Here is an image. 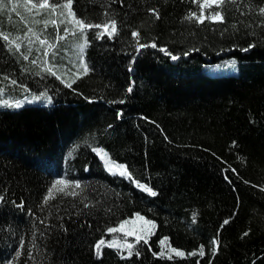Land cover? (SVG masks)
<instances>
[{
  "label": "trees",
  "instance_id": "obj_1",
  "mask_svg": "<svg viewBox=\"0 0 264 264\" xmlns=\"http://www.w3.org/2000/svg\"><path fill=\"white\" fill-rule=\"evenodd\" d=\"M5 3L0 31L20 37L21 49L9 51L0 38V95H26L20 87L26 85L47 92L51 101L0 107V264H264V27L258 26L264 17L257 12L264 0L206 9L205 16L220 10L225 22L203 24L185 19L190 11L200 14L192 0H74L78 18L100 24L107 13L119 32L98 39L97 30L89 31L83 55L92 70L78 79L61 73L65 81L56 78L55 68L65 56L50 58L56 76L49 75L45 50L32 49L24 38L32 23L25 8L17 6L21 20L12 2ZM149 9H157L160 19ZM41 30L56 42L53 25ZM132 30L140 31L141 43L154 40L158 47L137 52ZM77 41L72 47L61 41L57 55L66 49L73 64ZM130 81L132 93L126 91ZM96 147L126 165L133 179L110 174ZM57 177L79 180V195L56 193L44 205ZM135 213L156 223L149 243L136 245L141 255L122 259L127 249L105 248L97 258L95 242L118 238L106 229ZM225 219L230 223L221 228ZM245 231L249 235L241 239ZM217 235L220 246L212 256ZM164 237L185 257L153 256ZM126 239L135 244V236ZM200 245L204 257L187 255Z\"/></svg>",
  "mask_w": 264,
  "mask_h": 264
},
{
  "label": "snow or ice",
  "instance_id": "obj_2",
  "mask_svg": "<svg viewBox=\"0 0 264 264\" xmlns=\"http://www.w3.org/2000/svg\"><path fill=\"white\" fill-rule=\"evenodd\" d=\"M123 0H121V3ZM193 3H197L200 14L198 15L195 11H190L186 16V20H193L195 19L196 22L203 24L205 20H209L212 22L217 23H224L225 17L222 14L220 10L211 11L209 15L205 16L204 11L205 9H212L214 6L216 8H221L222 6L226 4H233L236 5L237 8H239V4H237V0H192ZM73 4L74 0H38V2H34V0H24L23 7L29 12L32 13L33 10H35V15L39 16L43 13H49L53 17H59V20L53 18V19H44V20H37L33 18V23L35 24H43L44 30H46L49 26V24L56 27L57 31L59 32L60 25L70 24L72 27H64L63 31L64 33L72 32L73 35H75L77 32L80 33L81 37L83 38V43L79 45L80 50V59H79V67H78V75L77 79L80 78L81 75H86L89 73L92 69L89 68L86 60L83 57V52L85 48L89 44V40L87 38V33L91 30H97L95 32V36L99 38H108L111 39L114 36H116L119 32L118 24L116 19L112 18L111 16H108L107 13L105 15L107 16V19L100 24H93L90 22H85V20L78 18L76 13L73 10ZM30 5V7H29ZM8 7V4L5 3V0H0V11H3ZM245 7L248 9L249 12L252 10L251 3H246ZM11 11L16 13L17 16L20 17L21 20H24L23 16H20V13L17 11V5L15 3L12 4ZM149 12L153 14L155 19H160V14L157 9H149ZM258 14L261 17H264V6H260L257 9ZM241 15H245V12H241ZM25 24H28V21H24ZM259 27H264V20H261ZM233 28L236 27L234 24L232 26ZM227 31V29H225ZM28 33H31L32 36L35 37L37 41L41 45H44L47 43L46 40L40 38V34L37 33L32 27H27V32L24 34V38L28 37ZM254 35V33H253ZM132 38L136 41V51L139 52L145 48L151 47V48H157V43L153 40L150 43H141V36L139 30H132L131 32ZM0 38L5 42L7 48L9 51H12L13 47L16 51H20L21 44L17 42V40L20 39V37H16L15 39H10V34L5 33L3 31H0ZM65 37L60 36L59 39L63 40ZM33 41L29 39V44H32ZM255 43L249 44L248 48L243 49V51H248L249 49L255 47ZM49 47H55V45H49ZM159 50L161 52H164L166 55L170 56L172 60H177L178 57L173 55L171 52L167 50L165 47H160ZM31 54V49H29V55ZM23 55V53H22ZM44 55L47 56L48 52L45 50ZM184 55H188L187 52L184 53ZM23 58L25 60L28 59V55H23ZM134 62V61H133ZM33 64L37 63L36 60L32 61ZM231 63V62H230ZM49 75L56 76V73L52 71L51 67H48L46 69ZM129 73L133 71L132 67H129L128 69ZM39 74V73H38ZM57 79H62L60 76H56ZM7 79V77H5ZM17 83L16 80H11V84L15 85ZM75 83V80H73L71 83H67L66 87L72 88V84ZM134 84L135 81H130L129 86L127 87L126 91L128 93H132L134 90ZM21 88L24 89V91H29L26 85H20ZM0 92H3V89H0ZM42 98L47 99L48 101H51V97L47 95V92H41L39 95L33 94L31 96L32 100H41ZM28 97H25V100H27ZM120 103H124L123 100L119 101ZM22 101L16 100L14 102H11L9 100H0V104H3L5 106L15 107L19 108L22 106ZM122 115V113H118V118ZM111 127V126H109ZM235 144V142H233ZM93 151L96 152L102 160H104V167L105 169L113 175L119 174L121 177H127L128 179L132 180V173L128 171V167L124 164H116L114 161L111 160V158L108 156V153L103 148H93ZM71 155V153L69 154ZM233 173H235V169H231ZM136 186L140 188L143 192L150 194L151 196L155 197L158 195L157 191L153 190L151 187H149L146 184L139 183L138 181H134ZM245 183H248V181H245ZM71 189L70 191H67L66 189ZM76 189H81V184L79 181H70L66 180L64 178L56 179L51 186L47 189V192L45 196L43 197V204L47 205L50 200L55 199L56 193H62L65 196H77L79 193L76 191ZM5 197L0 196V201H3ZM17 207H23V203L16 205ZM85 208L89 207L88 204L84 205ZM196 214L193 213V222H195ZM135 220L143 221L144 227L142 230L138 233L136 231H126L125 225H128L129 223L134 222ZM43 223V221H41ZM230 223L229 219H225L221 225V228H223L225 225H228ZM156 228V224L152 220H147L144 216H142L140 213H135L134 217L132 219H123L120 221V223L116 227H108L106 229L107 233H119L123 232L125 234V239L121 242L117 239H112L106 241L103 237L95 242L93 248H94V254L97 258H100L103 255V250L105 248L109 249H117L118 251L127 249V256H122V259H128L131 258L133 255L139 257L141 255V252L137 250L136 245H139L141 243L147 245L149 243V237L154 234L153 230ZM249 235L248 231H245L241 239L244 237H247ZM128 236H135V244L129 243L126 237ZM160 245V251L153 252V256H158L160 258H165L168 260L173 259V255L175 254L176 257H185V252L180 251L174 247H172L168 243V238L164 237L159 241ZM211 255L215 256L219 250L220 241H219V235L217 237L213 238L211 241ZM20 247H25L24 241L21 240ZM151 251V248H149ZM29 256L32 255L31 251H28L27 253ZM16 257L21 256V252L18 250L15 253ZM188 256H199L204 257L205 256V249L204 245H200L198 251H192L190 253H187ZM7 264H13L11 260L7 261ZM196 264H199V261H196ZM211 264V261L209 262Z\"/></svg>",
  "mask_w": 264,
  "mask_h": 264
},
{
  "label": "rangeland",
  "instance_id": "obj_3",
  "mask_svg": "<svg viewBox=\"0 0 264 264\" xmlns=\"http://www.w3.org/2000/svg\"><path fill=\"white\" fill-rule=\"evenodd\" d=\"M10 2H12V4L13 3H15L18 7H20V8H23L24 9V7H23V4H24V0H10ZM34 2H36V1H34ZM29 7H30V5H29ZM206 10V9H205ZM25 11L27 12L26 14L28 15V17L31 19V21H32V23L30 24V27H32L34 30H39L37 33H39L40 34V38L41 39H44V40H46L47 41V43L46 44H44V45H41L40 43H39V41H37L36 39H35V37L34 36H32L31 35V37H29V38H26L27 40H28V42H27V44L30 46V47H32V49H35V50H39V48H43L44 50H47V52H48V55L47 56H49V58L47 57V63H45V66L48 68V66H50V63H51V61H50V58H55V59H57L58 60V58L60 57V56H62V55H64L65 56V58H63L62 59V61H60V62H62V63H59V65L57 64V65H55V68H57L58 69V75L62 78V80H64L65 81V79H64V76L63 75H65V73L67 74V75H71L70 77H75L76 75H78V67H79V65H77V67H75L74 66V64H75V57H76V55L77 56H79V59H80V50H79V45L81 44V43H83V38L81 37V35H79L80 33L79 32H77L75 35H73L72 34V32H71V34H66V33H64V31H61V26L62 25H60V27H59V32L57 31V29H56V27L55 26H53V28H54V37H56V42L55 43H52L51 41V38L48 36V32H45V34L43 33V31L41 30V28L43 29V24H39V25H41V28L40 29H37V25L35 24V23H33V18H35V19H37V20H44V19H48L46 16H45V14L43 13V14H41V15H39V16H36L35 15V10H33V12L32 13H29L26 9H25ZM206 12V11H205ZM204 12V15H206V13ZM21 13V12H20ZM48 15H49V17H50V19L52 18H55V19H57V20H59V17H53V16H51L49 13H48ZM35 24V25H34ZM66 26L68 25L70 28L72 27L70 24H65ZM60 36H64L65 38L63 39V40H60L59 39V37ZM80 36V37H79ZM74 38H78V41H77V44H76V46H77V48H75L76 46H74V51H76V55L75 54H73V52H72V54H71V57H72V60L74 59V61H73V64H70L69 63V56H68V53H67V50L66 49H63V52L60 54V55H57V52H59V50L57 49V47L61 44V41L62 42H66V41H68V43H70L72 40H74ZM29 39H31L32 41H33V43L32 44H29ZM74 43V42H73ZM71 44V43H70ZM49 45H55V47H49ZM71 47H72V44L70 45ZM83 57H84V55H83ZM84 59H85V57H84ZM60 72V73H59ZM63 75H62V74ZM0 89H2V87L0 88ZM30 90V89H29ZM26 92H28V94H24V95H22L23 93H21V92H18V91H14V94H12V95H8V97L7 96H4V95H0V100H9V101H11V102H14V101H16V100H20V101H22L23 103H22V106L21 107H24L25 105H32V104H35V103H39V102H41L42 100H44V101H46L47 99H45V98H42L41 100H32L31 99V96L33 95V94H35V95H39L41 92H36V91H34V92H32V91H26ZM1 93H3V92H0V94ZM25 93V92H24ZM25 97H28V99L27 100H25ZM0 107H10V106H5V105H3V104H0ZM21 107H19V108H21ZM11 108H15V107H11ZM16 109V108H15ZM96 148H103V147H96ZM104 149V148H103ZM105 150V149H104ZM106 151V150H105ZM107 152V151H106ZM99 156V155H98ZM108 156H109V154H108ZM99 158H100V156H99ZM101 159V158H100ZM102 160V159H101ZM103 161V163H104V160H102ZM142 215V214H141ZM142 216H144V215H142ZM134 216H132V217H130V218H128V219H132ZM147 220H151V219H148L146 216H144ZM153 221V220H152ZM155 222V221H154ZM156 224V223H155ZM144 227V223H143V221H139V220H135L134 222H132V223H129L128 225H125V230L126 231H136V232H140L141 230H142V228ZM155 230V229H154ZM153 230V231H154ZM121 233H123V232H119V233H117L118 234V238H115V239H117V240H119V241H123L124 239H123V236L122 235H120ZM124 234V233H123ZM125 236V235H124ZM124 250V249H123Z\"/></svg>",
  "mask_w": 264,
  "mask_h": 264
}]
</instances>
